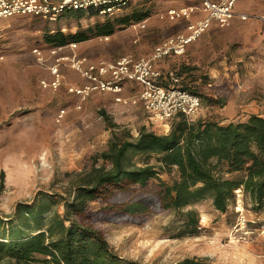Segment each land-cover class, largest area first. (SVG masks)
<instances>
[{
    "label": "rangeland",
    "instance_id": "rangeland-1",
    "mask_svg": "<svg viewBox=\"0 0 264 264\" xmlns=\"http://www.w3.org/2000/svg\"><path fill=\"white\" fill-rule=\"evenodd\" d=\"M190 4L189 0H133L112 14L92 9L81 16L65 11L54 20L35 16L0 20V173L5 172L0 216L12 215L18 202L32 204L39 192L55 194L60 201L86 172L98 166L109 168L111 164L101 158V153L116 135L136 138L143 129L170 132L177 118L169 123L156 121L141 103L117 102L112 93L95 92L77 108L80 101L67 88L86 82L73 67L74 59L84 58L87 65L129 53L142 57L165 37L187 31L190 20L171 22L159 14L169 7ZM134 10L148 12L145 26L138 25L140 21L125 25L116 22L117 29L107 40L96 36L75 48L69 43L60 49L62 46L50 45L44 39L48 31L75 33L97 22L117 21ZM236 11L249 18L236 17L225 27L213 26L189 44L185 54L158 63L166 85L175 84L201 96L202 107L191 121L228 123L246 121L252 114L264 115V0H238ZM54 66L62 77L57 89L43 84L54 78ZM137 93L135 83L125 85L126 98L134 100ZM219 98L225 101L223 106L209 101ZM62 109L65 113L58 118ZM145 161L155 163L156 159L133 157L137 165ZM177 177L175 170L160 174L167 182ZM157 183L158 179H153L144 187L134 185L114 197L91 202L82 222L101 230L121 258L142 264H174L185 258L264 264V212H255L247 195L236 193L224 213L214 207L210 197L180 211L164 210L154 195ZM129 202H140L148 209L125 214L121 208ZM188 209L198 212V231L194 234L185 227ZM58 211L64 212L62 202ZM241 213L249 220V235L232 232Z\"/></svg>",
    "mask_w": 264,
    "mask_h": 264
},
{
    "label": "trees",
    "instance_id": "trees-1",
    "mask_svg": "<svg viewBox=\"0 0 264 264\" xmlns=\"http://www.w3.org/2000/svg\"><path fill=\"white\" fill-rule=\"evenodd\" d=\"M67 12V15L84 14L80 10ZM147 16L148 12L134 10L117 21L97 22L94 27L75 33L48 31L44 39L53 46L80 43L96 36L113 35L116 22L125 25ZM164 79L161 78V84L167 86ZM209 101L225 104L222 98ZM102 114L109 119L105 112ZM110 125L116 127L112 122ZM137 155L154 156L156 162L137 165L133 162ZM101 158L111 166H98L86 172L67 197L62 196L58 201L55 194L39 192L32 204L18 202L13 214L6 216L8 222L0 216V264H142L121 258L103 232L83 223L81 218L91 202L114 197L134 185L144 187L153 179H158L154 195L160 209L180 211L210 197L214 207L224 213L234 200L235 191L241 188L249 197L252 209L264 212L263 115L252 114L246 121L228 123L216 119L188 121L179 116L167 134L143 129L136 138L116 135ZM173 170L178 177L172 182L160 178L161 173ZM236 173L240 176L232 177ZM4 190L2 171L0 195ZM59 202L64 207L62 214L58 211ZM121 209L132 215L148 207L129 202ZM185 219L186 231L196 233L198 212L188 209ZM174 264L224 263L185 258Z\"/></svg>",
    "mask_w": 264,
    "mask_h": 264
},
{
    "label": "built area",
    "instance_id": "built-area-1",
    "mask_svg": "<svg viewBox=\"0 0 264 264\" xmlns=\"http://www.w3.org/2000/svg\"><path fill=\"white\" fill-rule=\"evenodd\" d=\"M133 0H0V20L15 16H35L54 20L67 10H98L101 14H112L121 10ZM190 5L179 8L169 7L159 14L166 21L190 20L187 31L178 32L156 44L149 55L138 57L132 53L125 54L117 59L100 60L97 63L84 65L86 59H74L75 67L86 82L83 85L68 86L67 91L78 97L81 103L93 93H112L117 102L141 103L149 116L162 123H169L179 116L191 121L202 107V98L199 94L176 86L163 85L161 78L165 77L158 66L160 60L185 54L187 46L200 38L213 26L225 27L236 17L247 20L248 14L238 13V0H189ZM264 21V14L261 16ZM147 20L138 25L145 26ZM105 39H109L105 36ZM75 48L77 43L68 45ZM62 46L60 49H62ZM38 52V49L34 50ZM55 75L50 82H43L44 86L57 89L62 82L56 66L52 68ZM174 79V78H173ZM135 83L138 88L136 98L130 99L123 95L125 85ZM65 110L62 109L58 118H62ZM242 194L241 188L235 191ZM241 209V208H238ZM241 211V210H239ZM248 218L240 214L237 225L232 229L234 235L242 231L249 235ZM246 237V236H245Z\"/></svg>",
    "mask_w": 264,
    "mask_h": 264
},
{
    "label": "crops",
    "instance_id": "crops-1",
    "mask_svg": "<svg viewBox=\"0 0 264 264\" xmlns=\"http://www.w3.org/2000/svg\"><path fill=\"white\" fill-rule=\"evenodd\" d=\"M165 38H166V37H165ZM165 38H164V39H165ZM259 115H261V114H259ZM263 116H264V115H263Z\"/></svg>",
    "mask_w": 264,
    "mask_h": 264
}]
</instances>
